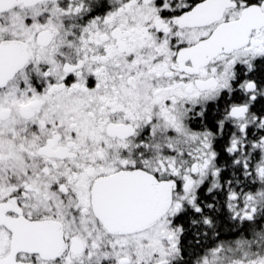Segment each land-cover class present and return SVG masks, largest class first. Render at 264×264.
Here are the masks:
<instances>
[{
    "label": "snow or ice",
    "instance_id": "obj_1",
    "mask_svg": "<svg viewBox=\"0 0 264 264\" xmlns=\"http://www.w3.org/2000/svg\"><path fill=\"white\" fill-rule=\"evenodd\" d=\"M0 264H264V0H0Z\"/></svg>",
    "mask_w": 264,
    "mask_h": 264
}]
</instances>
